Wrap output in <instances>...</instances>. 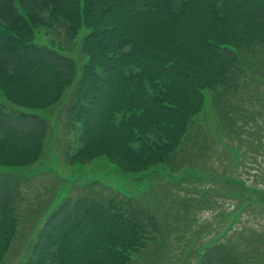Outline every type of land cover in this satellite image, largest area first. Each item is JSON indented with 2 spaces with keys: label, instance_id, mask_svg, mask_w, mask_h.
<instances>
[{
  "label": "trees",
  "instance_id": "trees-1",
  "mask_svg": "<svg viewBox=\"0 0 264 264\" xmlns=\"http://www.w3.org/2000/svg\"><path fill=\"white\" fill-rule=\"evenodd\" d=\"M55 24L69 40L87 30L79 75L72 58L35 42ZM261 54L264 0H0V166L40 160L50 125L34 112L70 91L63 126L76 143L67 165L105 157L123 174L176 171L192 163L180 157L185 143L194 146L204 94L232 131L226 99ZM29 180L0 174V264ZM161 234L144 204L91 182L43 219L24 264H133ZM197 264H264V254L242 253L229 236L202 249Z\"/></svg>",
  "mask_w": 264,
  "mask_h": 264
},
{
  "label": "rangeland",
  "instance_id": "rangeland-1",
  "mask_svg": "<svg viewBox=\"0 0 264 264\" xmlns=\"http://www.w3.org/2000/svg\"><path fill=\"white\" fill-rule=\"evenodd\" d=\"M86 33L82 29L69 40L55 24L38 30L35 42L72 58L79 75L85 62L80 43ZM249 64L248 79L225 102L234 129L223 127L211 94L205 93L204 108L195 119L200 127L194 126L189 136L196 142L185 143L180 157L192 163L176 171L162 165L123 174L105 157L69 166L63 156L76 135L63 126V102L70 91L54 108L34 112L50 125L42 157L24 168L0 166V174L30 179L18 209V232L2 264H24L43 219L66 198L85 192L91 182L144 204L162 224L158 241L133 264H197L202 249L229 236L242 253L264 254V54ZM0 103L7 105L1 94Z\"/></svg>",
  "mask_w": 264,
  "mask_h": 264
}]
</instances>
